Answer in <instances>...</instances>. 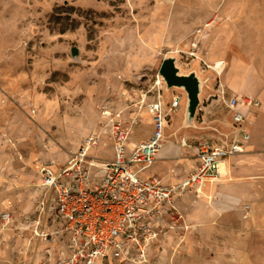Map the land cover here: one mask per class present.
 Returning <instances> with one entry per match:
<instances>
[{"label": "rangeland", "instance_id": "obj_1", "mask_svg": "<svg viewBox=\"0 0 264 264\" xmlns=\"http://www.w3.org/2000/svg\"><path fill=\"white\" fill-rule=\"evenodd\" d=\"M212 2L214 12L206 9ZM200 4L206 6L205 21L214 19L211 25L192 23L196 17L188 14ZM169 57L179 74L193 73L199 80L191 118L185 89L161 87L168 112L163 141L180 147L168 159L169 171L184 176L192 169L199 140L231 137L219 87L226 96L260 101L248 118L259 114L256 139L264 146V0H0V214L11 216L8 222L0 218V264H68L67 234L50 194L35 187L37 169L44 163L61 166L91 132H101L102 142L88 155L112 160L108 134L115 115L130 128V143L149 135L147 105L155 97L161 63ZM229 64L240 84L227 80L228 88L219 72ZM174 95L179 104L170 111ZM182 137L188 146L180 144ZM157 168L140 176L156 177ZM226 176L164 206L141 264H198L193 256L201 252V264H216L217 242L235 240L241 244L236 251L250 252L256 264H264V231L216 232L215 219L202 222L196 215L217 204L218 182ZM239 206L248 207L244 201ZM234 220L229 217L227 225ZM223 251L235 256L231 249ZM96 264L137 263L111 258Z\"/></svg>", "mask_w": 264, "mask_h": 264}, {"label": "built area", "instance_id": "obj_2", "mask_svg": "<svg viewBox=\"0 0 264 264\" xmlns=\"http://www.w3.org/2000/svg\"><path fill=\"white\" fill-rule=\"evenodd\" d=\"M164 83L158 74L153 86L155 97L147 105L153 126L147 140L128 151L130 128L115 115L108 134L112 160L100 161L88 155L102 142L101 132H91L61 166L44 163L38 167L35 187L49 193L54 202L56 217L68 238V264H96L111 258L145 262L147 250L158 234L155 224L164 206L187 190L200 192L206 182L220 177L227 158L245 152L250 139L248 115L260 101L255 97L226 96L224 88L219 87L218 100L230 113L231 137L221 142L199 140L196 168L177 184L142 178L140 174L156 160L168 123L167 107L161 99ZM178 104L179 97L174 95L168 109L175 110ZM180 144L188 146L184 137ZM0 218L8 222L11 216L4 211ZM43 236L46 238L47 233Z\"/></svg>", "mask_w": 264, "mask_h": 264}, {"label": "crops", "instance_id": "obj_3", "mask_svg": "<svg viewBox=\"0 0 264 264\" xmlns=\"http://www.w3.org/2000/svg\"><path fill=\"white\" fill-rule=\"evenodd\" d=\"M202 5L203 4H200L194 12L188 15H190V18L196 17V20H193L194 22L192 21L193 24H203L204 26L208 24L211 25L214 22V19L209 22L205 21L209 17H203L201 11L203 10L202 8H206V6V9L210 8L213 11L216 6L215 2H212L206 6ZM213 12H211L209 15H211ZM226 84L227 83H225V85ZM226 87H228V85H226ZM260 125V116L258 113H255V117H253V119H250L249 117L248 128L250 130L253 129L250 132V139L246 144L244 153L235 154L224 161L223 164L227 171L223 174H228V177L226 176L223 179H220L218 182L219 192L215 194L217 204H214V206H212L210 209L197 210L198 213H196V215H199V218L202 222H209L215 219L216 224L214 229L216 232L238 234L253 231H264V203L262 205L258 204L260 201L264 202V177L262 175L259 176L260 174L264 173V146L259 145L256 139ZM151 133L136 142L130 143L128 141L127 150L130 151L131 148H133L137 143L147 140ZM162 145L165 147L164 150H159L156 160L150 167H148L151 168L154 165L158 166V175L156 177L141 175V177L155 178L161 183L167 185L177 184L183 181L196 168V155L194 159H192V162L189 163V165L192 166V169H190L184 176H178L177 172L173 173L169 171L171 164L168 159L179 153L180 147L172 143V141H163ZM164 159L167 160V162L161 165L160 161ZM249 176H251V178ZM243 201L247 202V210L240 208L239 206L240 202ZM229 217H235L234 224L227 225L226 221L229 219ZM261 219H263V223H260ZM198 229L199 231L203 230L201 227ZM239 248H241L239 240H235L233 243L218 241L216 244L217 254L214 258V263L256 264L250 252L240 253L236 251ZM219 249H222V252L218 251ZM223 249L233 250L235 256H229V254L224 253ZM203 255L204 253L202 254L201 252L200 256H193V260L198 264H201Z\"/></svg>", "mask_w": 264, "mask_h": 264}, {"label": "water", "instance_id": "obj_4", "mask_svg": "<svg viewBox=\"0 0 264 264\" xmlns=\"http://www.w3.org/2000/svg\"><path fill=\"white\" fill-rule=\"evenodd\" d=\"M159 75L163 78L166 86L183 87L187 94V114L191 118L199 103V80L195 74H179L173 57L165 58L159 68Z\"/></svg>", "mask_w": 264, "mask_h": 264}, {"label": "bare ground", "instance_id": "obj_5", "mask_svg": "<svg viewBox=\"0 0 264 264\" xmlns=\"http://www.w3.org/2000/svg\"><path fill=\"white\" fill-rule=\"evenodd\" d=\"M233 67H232V65H228L226 68H225V70H223V71H221V72H219V76H220V83L221 84H223V85H225V81H227V80H231L232 82L233 81H236V82H238L239 84H240V77H238L237 78V76H235L234 77V75H233ZM247 87H249V86H247ZM105 113H107V112H105ZM163 147V148H162ZM164 146L162 145L161 146V148H160V151H162V150H164ZM221 170H222V173H225L227 170H226V167L224 166V164L223 165H221Z\"/></svg>", "mask_w": 264, "mask_h": 264}]
</instances>
